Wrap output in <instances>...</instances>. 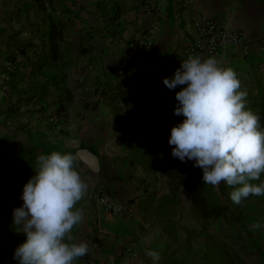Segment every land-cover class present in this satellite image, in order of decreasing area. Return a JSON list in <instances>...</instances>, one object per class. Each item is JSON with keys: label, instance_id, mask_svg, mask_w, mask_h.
I'll list each match as a JSON object with an SVG mask.
<instances>
[{"label": "crops", "instance_id": "obj_1", "mask_svg": "<svg viewBox=\"0 0 264 264\" xmlns=\"http://www.w3.org/2000/svg\"><path fill=\"white\" fill-rule=\"evenodd\" d=\"M68 19L75 20L79 36L83 19L90 21V34L104 42L94 45L92 53L100 67L111 68V73L115 66L153 69L155 87L164 93L163 78L172 77L186 59L177 51L197 38L202 20L220 21L247 36L251 48L243 57L237 48L226 47L217 60L232 68L241 83H248L250 93L264 84V53L259 47L264 0H0V264L26 241L13 225L12 211L23 204V186L35 175L39 154H74L76 169L89 185L77 205L84 220L72 230L74 241L88 243L89 253L74 264H123V251L131 244L144 255L142 248L150 243L142 240L136 218L169 192L168 187L162 191L149 184L127 141L116 137L114 110L107 109L104 118L100 107L98 118L71 123L75 132L69 136L53 124L57 117L45 118L52 103L46 94L51 97V92L45 91L48 78L40 70L43 73L49 64L45 55L50 54L51 37L61 29L65 33ZM154 27L151 43L145 45ZM11 59L14 71L5 65ZM34 97L38 102L31 101ZM81 152L94 157L96 165ZM99 193L128 206L132 218L107 214L97 202Z\"/></svg>", "mask_w": 264, "mask_h": 264}, {"label": "clouds", "instance_id": "obj_2", "mask_svg": "<svg viewBox=\"0 0 264 264\" xmlns=\"http://www.w3.org/2000/svg\"><path fill=\"white\" fill-rule=\"evenodd\" d=\"M163 83L169 90L180 87L174 115L184 117L170 129L172 156L193 161L203 183L231 187L235 204L264 195V127L248 108L236 72L216 57L189 55ZM76 161L74 154L58 150L38 155L35 175L23 186V204L12 211L13 225L26 235L14 251L18 264H74L88 255V243L72 235L84 220L77 205L89 188ZM145 255L153 264L160 259L156 251Z\"/></svg>", "mask_w": 264, "mask_h": 264}, {"label": "rangeland", "instance_id": "obj_3", "mask_svg": "<svg viewBox=\"0 0 264 264\" xmlns=\"http://www.w3.org/2000/svg\"><path fill=\"white\" fill-rule=\"evenodd\" d=\"M83 27L82 36L77 35L75 20L68 19L65 33L61 29L50 39V54L45 55L49 64L43 73L40 70L48 78L45 91L51 92V97L46 94L52 103L45 118L57 117L53 124L69 136L75 132L71 123L98 118L95 113L100 107L104 118L107 109L114 110L116 137L127 141L126 147L131 149L135 165L142 167L139 169L144 178L159 190H170L163 173L139 163L143 153L134 145L135 129L139 116L158 105L167 111L170 129L182 122L183 116L174 115L175 93L180 87L162 92L161 87H155L158 84L153 79V69L115 66L111 73V68L100 67L92 53L94 45L104 42L90 34L89 20L83 19ZM248 88V83H241V90L245 89L247 95L251 92ZM246 103L248 106L247 97ZM104 135L106 139L107 132ZM168 193L136 218L142 240L150 243L142 249L156 251L160 256L157 264H264V195L253 196L233 207L231 215L235 213V218H214L194 208L185 196L176 201L165 200ZM130 215L132 218L133 213ZM143 260V264H153L145 254Z\"/></svg>", "mask_w": 264, "mask_h": 264}, {"label": "trees", "instance_id": "obj_4", "mask_svg": "<svg viewBox=\"0 0 264 264\" xmlns=\"http://www.w3.org/2000/svg\"><path fill=\"white\" fill-rule=\"evenodd\" d=\"M247 99L248 107L259 115L261 127H264V84L258 85L256 94L248 93ZM169 137L168 113L161 105L139 116L134 142L136 149L143 153V159L139 163L152 171L163 173L168 178L170 190L165 200L176 201L185 196L194 208L205 215L235 218V213L231 215L232 208L239 204L230 199L233 189L223 182L218 188L203 183L202 170L195 167L193 161L185 163L172 156L173 146L168 143ZM261 181H264V175L261 176ZM261 181L253 183L259 184Z\"/></svg>", "mask_w": 264, "mask_h": 264}, {"label": "built area", "instance_id": "obj_5", "mask_svg": "<svg viewBox=\"0 0 264 264\" xmlns=\"http://www.w3.org/2000/svg\"><path fill=\"white\" fill-rule=\"evenodd\" d=\"M187 4V0H184ZM156 27L149 33L145 40V45L151 43L153 32ZM226 47L237 48L243 57L250 55L251 43L247 36L238 32L230 31L225 24L220 21L204 19L199 24V32L197 38L187 47L178 50L177 54L181 58H188L189 55H199L201 57H218ZM260 50L264 53V28L263 34L259 43ZM16 59V57H14ZM11 60L6 61V66L9 70L16 69V62ZM97 202L102 206L104 211L111 216L126 217L131 214V209L128 206L117 202L114 197L108 194L99 193ZM123 264H129L131 261H138L139 264L144 263V255L141 253V248L136 244H131L125 247L123 251ZM6 264H18L14 259V253H9L5 256Z\"/></svg>", "mask_w": 264, "mask_h": 264}, {"label": "water", "instance_id": "obj_6", "mask_svg": "<svg viewBox=\"0 0 264 264\" xmlns=\"http://www.w3.org/2000/svg\"><path fill=\"white\" fill-rule=\"evenodd\" d=\"M82 153V157L88 161L92 166H95L96 163H94V157H92L91 155H89L87 152H81Z\"/></svg>", "mask_w": 264, "mask_h": 264}]
</instances>
